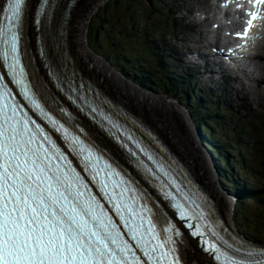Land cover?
<instances>
[{"label":"snow or ice","instance_id":"snow-or-ice-1","mask_svg":"<svg viewBox=\"0 0 264 264\" xmlns=\"http://www.w3.org/2000/svg\"><path fill=\"white\" fill-rule=\"evenodd\" d=\"M255 3L264 5V0ZM56 8L55 0H40L34 21L38 28L57 25L53 15ZM25 9L26 0H6V6L0 9V60L11 83L19 87L33 113L47 121L52 131H47L46 126L28 115L23 104L17 103L0 74V264H146L136 254L137 249L147 258V264H181L177 255V244L182 243L180 229L169 222L163 239L157 231V224L167 213L159 205L150 207L142 195H132L137 192L129 186L132 182L104 158L94 142L74 133L41 102L46 99L44 86L29 80L22 63ZM257 17L258 13H251L249 28ZM45 66L56 87L62 90L61 66L55 60ZM57 110L71 118L65 109ZM90 112L97 113V109L90 108ZM98 115L107 123L100 127L128 153L135 166L160 182L164 199L171 202L170 207L181 220L188 221L191 235L200 238L205 251L221 264H264V249L246 250L247 258H237L209 239L201 224L193 225L192 221L205 219L200 205L181 192L180 184L133 134L103 112ZM92 118L95 120V116ZM79 132L84 133V129ZM56 133L60 137L53 139ZM59 139L66 147L58 143ZM76 159L77 167L82 166L79 171L73 166ZM89 184L99 189L98 194H92ZM99 197L112 205L119 224L108 215ZM189 201L195 206H187L185 202ZM211 234L218 236L214 229Z\"/></svg>","mask_w":264,"mask_h":264},{"label":"rangeland","instance_id":"rangeland-1","mask_svg":"<svg viewBox=\"0 0 264 264\" xmlns=\"http://www.w3.org/2000/svg\"><path fill=\"white\" fill-rule=\"evenodd\" d=\"M82 1L83 0H77V4L74 6L72 12V16L75 19V24H78L79 31L81 32L85 29L84 26L80 25L81 18L79 17L80 15L78 13V11H81L82 13ZM197 1L198 0H121V3L118 6L114 7L112 5H109L112 4L113 0H99L98 7L101 8L93 12L91 17L89 18V24L85 22V25H87V27L86 34L84 36V46L87 48L86 43L89 47L96 43L95 32L97 31V29L93 28V25H97L98 22L101 21V18L104 17L105 14H107L109 18L105 20V26L100 27L101 33L97 37L98 42H102L106 45L107 43L110 44L111 42H113L114 45L122 43L123 48H128H124L125 50H133V56L131 55V58L133 57L132 60L139 61L141 59L139 61L140 64L148 61L149 65H154L157 62L150 58V53H154L155 55L162 54L164 58V56H166L170 51L169 47L171 45L176 46L184 44L182 36L177 35L175 32L170 33L168 26H178L177 31H180L181 26L188 23V15H186L185 8H193L196 5ZM113 10L117 13H120L121 20L119 22L116 21L117 17L115 16ZM89 11V9L85 10V12ZM180 15H183L184 18H181ZM83 21H85V19L82 16V22ZM184 46L187 47L188 43L185 42ZM192 49H195V47L192 46ZM93 57L97 58L94 55ZM104 64L107 65L106 63ZM136 67L138 66L136 65ZM136 67L131 68V73L136 74L135 72H133ZM141 67L142 66H140V68ZM172 68V74L178 76L181 71L180 66H178L177 68V64L174 63L172 65ZM261 68L263 69V71L262 69H257L256 74L259 75L262 73L261 76L263 77L264 65H262ZM83 69H85L89 74H92L89 69ZM155 76L159 78L157 72H155ZM116 80L120 81L117 79V77ZM263 80L264 77L262 79V84L264 85ZM165 82L166 81L161 80L160 83L153 84L148 87V91H146L150 92L148 94L154 96H159L162 98L166 97L165 99L170 102V97H167L166 95L161 94L158 91L157 86ZM208 82L213 85H221L220 82H217L216 84V82L212 80H209ZM196 84L197 82H194V86ZM202 84H204V82H202ZM172 86L174 85L168 84V88H171ZM248 88L253 89L254 85L248 84ZM189 89V84L185 86L184 90L182 89V87L179 88L181 92L183 91V94H185ZM224 93L226 97L231 98L238 106H240L242 100L240 94L236 95L234 91L231 94L228 91H225ZM257 93L260 94V91ZM180 95L181 94L177 96ZM259 97L261 99L260 104L258 106H255L254 108H239L235 105L225 110V104L222 103V106L224 108L223 111H220L221 115L219 117L217 116L215 109L208 108L206 111L211 112L210 115H212V117L216 121V130L222 137L223 141L233 143L237 149L241 150L242 157L240 158V166H238L237 169L245 172L247 179L252 184V187H256L255 190L259 191L258 195L260 196L261 201H258L257 203L261 207L260 209H258L255 201H253L251 204L246 205L247 214L245 216V220L247 221V227L250 229L249 231H241L247 236H256L259 237V239L264 240V233L261 232L262 230H264V94L260 95ZM200 99L202 100V98ZM176 101L178 103H181L178 100ZM214 106L215 108L218 107L217 102L214 103ZM175 111L177 114L180 113V110L177 111L175 109ZM176 119L180 122L181 117H177ZM153 124L155 127V123ZM181 129L182 128L178 127V130ZM256 138L260 139L262 142L259 143ZM170 141L173 142L172 140ZM170 141L168 142L174 149H176L177 151L179 150V152L182 153V156L184 155L183 158H185L186 162L191 165L194 171L207 173L209 175V178L212 177L213 179V175L210 172V169H208L207 171L205 169L207 163L201 160V157L196 154V151L195 160H197V163L201 165V168L199 167L198 169H194L192 161H190L188 155L185 154L180 147L173 145ZM182 141L186 142V144L188 145V152H190L191 150H195V147L190 140ZM198 145L200 147V150L204 152V149L202 148V146H200L199 140ZM225 165L227 164L225 163ZM220 208L221 211L225 209L222 204H220Z\"/></svg>","mask_w":264,"mask_h":264},{"label":"bare ground","instance_id":"bare-ground-1","mask_svg":"<svg viewBox=\"0 0 264 264\" xmlns=\"http://www.w3.org/2000/svg\"><path fill=\"white\" fill-rule=\"evenodd\" d=\"M39 3H40V0H36V4L30 7L29 16L26 18V26H25L27 29L26 33L30 38V43H28V47H33V48H35V45L41 46L44 44L43 40L40 39L38 35H36L37 33L36 30L38 29V27L34 22ZM98 3H99V0H95V1L83 0L82 1V6H81V8H83L82 13L81 11H78L80 15L79 17L81 18L80 25L85 27L84 31L82 32L79 31L78 24L77 23L75 24V19L72 16V12H73L72 10L71 16L69 17L67 24L65 26V33L63 36L64 37L63 45H64L65 50L67 51V54L73 57L76 64H78L82 68L89 69L92 73L91 74L92 76L100 79L102 82V85L108 90L109 93H111L112 95H115L116 97H119L128 106L134 109H137L145 118L155 123V128L159 132V136H163L169 141L172 140L173 142L171 141L170 142L173 145L180 147L185 154L193 153V158H195V151L198 152L199 154L202 153V150H200V147L198 146V142L195 138L196 137L195 129L193 128V126H191L188 123L187 118L181 115V112L179 113L180 115L176 113L175 111L176 105L173 102H169L165 98L148 94L143 89L140 90L138 87L124 81L122 75H120L116 71L115 72L112 71L107 65H105L102 62L103 60L101 61L93 57V55L89 53L88 49L84 46V36L86 34V27H87V25H85V22L89 24L88 22L89 18L93 14L94 9L98 6ZM35 7H36V11H35ZM88 9L90 11L85 12V10H88ZM34 12H35V15H34ZM81 15L85 19V21L83 22H82ZM35 25L37 27L36 30H35ZM56 27L57 25L55 27L50 25V29L52 31H54ZM254 34H255V28H253L251 32V35H254ZM48 43H50L49 39H48ZM60 50H61V45L55 46L54 48L51 49V53H55L57 55ZM33 57H34L35 62L34 64L30 62V66L33 69L37 68L36 70L35 69L33 70L34 76H36L37 78H42L45 81H48L47 72L42 63L41 53H37V52L33 53ZM116 77L120 81H117ZM177 117L179 118L181 117L180 122L176 119ZM178 127L182 129L178 130ZM93 131L97 135H101L98 130L93 129ZM103 139L104 141H107L105 138ZM182 140L184 141L190 140L192 144L194 145L195 150H191L190 152H188V148H187L188 145L186 144V142H183ZM202 160L206 163V160L205 158H203V156H202ZM195 161L197 162V160ZM205 169L207 171L209 169V166L207 165ZM206 175H207V178L209 179L210 184L213 185L214 182H213L212 177L209 178V175L207 173ZM218 191L221 193L220 190ZM218 196H220V194H218ZM218 201L220 204H222L225 207V209L222 211L223 215L228 218L229 222H231L232 215H231L230 209H228V205L226 204L227 202L225 203L222 197H220ZM181 233H182L181 237H185L184 246H185V256L187 258V261L189 263L195 262L196 264H198L199 262L208 261L209 258L201 252V250L197 247V242L192 240L189 237L188 232L182 229Z\"/></svg>","mask_w":264,"mask_h":264},{"label":"trees","instance_id":"trees-1","mask_svg":"<svg viewBox=\"0 0 264 264\" xmlns=\"http://www.w3.org/2000/svg\"><path fill=\"white\" fill-rule=\"evenodd\" d=\"M120 3H121V0H113L112 4H109V5H112V6L116 7V6H118ZM113 11H114V10H113ZM114 14H115V16L117 17V20H116V21L119 22V21L121 20V18H120V13H117V12L114 11ZM121 16H122V14H121ZM108 18H109V16H108L107 14H105V16L101 18V21L98 22V24L96 25L97 28H100L101 25L105 24V23H106L105 20H107ZM193 112H194V111H193ZM194 113H196V112H194ZM204 128H208V129H209V127H208L207 125H205V124H204ZM210 131H211V130H210ZM209 146L212 147L211 145H209ZM226 148H227V149H231L230 147H226ZM230 183H232V182H230ZM239 208H240V206H239Z\"/></svg>","mask_w":264,"mask_h":264}]
</instances>
